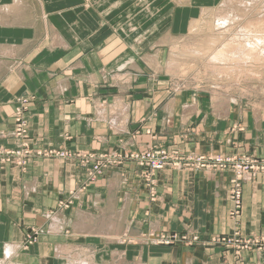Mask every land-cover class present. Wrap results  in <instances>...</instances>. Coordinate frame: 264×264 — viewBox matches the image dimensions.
<instances>
[{"label":"crops","instance_id":"obj_1","mask_svg":"<svg viewBox=\"0 0 264 264\" xmlns=\"http://www.w3.org/2000/svg\"><path fill=\"white\" fill-rule=\"evenodd\" d=\"M15 1L0 0L1 148L18 145L14 111L23 99L34 152L159 146L181 154L264 158V103L173 88L163 65L159 71L150 55L136 54L115 32L94 40L66 21L74 32L53 29L29 44L34 32L11 21L21 11ZM231 178L230 172L163 170L151 202L134 163L108 167L84 191L77 190L85 169L73 159L37 157L24 169L0 163V262L264 264L262 251L235 254L214 244L235 232L264 238V173L242 182V208L233 219ZM29 234L35 243L22 250ZM162 235L188 243L197 236L199 243L164 245L157 242Z\"/></svg>","mask_w":264,"mask_h":264},{"label":"rangeland","instance_id":"obj_2","mask_svg":"<svg viewBox=\"0 0 264 264\" xmlns=\"http://www.w3.org/2000/svg\"><path fill=\"white\" fill-rule=\"evenodd\" d=\"M17 1H19L18 8L21 11L18 13L15 11L11 21L16 22V25L21 23L28 32H34L29 37V44H35L37 39H41L42 33L47 34L46 32H52L53 29L59 32H64V29L66 32H74L69 28L68 21L73 23L72 26L77 32H88L87 35H91L89 38L94 40H97L101 33L115 32L121 35L128 45L136 48V54L145 51L147 55H150L155 60V62L152 61V65L158 64L159 71L162 70L163 65L168 77L174 82L173 88L190 89L217 100L264 103V0H22L23 2L16 0V5ZM5 9L11 8L4 7ZM61 14H70V17L60 19ZM79 14L86 16L87 19L82 21L77 16ZM19 44L21 42L13 41L11 45ZM246 52L248 55H244ZM251 52L255 53L254 56ZM220 54L221 57L218 58ZM249 54L253 57L252 59L251 57L250 60L241 58V55L248 57ZM217 59L220 61H216ZM27 104V100L20 99L14 111L15 125L16 109L23 106V119L28 135L25 139L17 138L16 127H14V137L18 142L14 149H17L23 140L27 142L29 138ZM1 149L13 150L0 147ZM149 149L169 151L159 146L147 147L139 151L51 150L74 154L75 157L60 159H73L85 169L86 180L77 190L84 191L87 186L98 180L108 167L123 166L128 163H134L142 170L146 187L147 169L142 167L138 161L136 162L134 156ZM40 151L42 150L36 152ZM31 152L36 154L33 150ZM114 155L121 156V161L112 165L109 159ZM209 155L214 154L205 156ZM34 158L37 156L33 155L27 160ZM94 158L100 161L99 172H97L98 177L90 182L88 176L94 166ZM204 171L230 172L232 174L230 183L232 184L234 172L231 168L222 171ZM159 172L160 170L155 173V181L156 174ZM146 191L150 200L147 187ZM230 192L231 189L229 190L231 199ZM69 205L70 203H67V206ZM238 215L232 216L230 213L232 219ZM31 235L29 234L31 238L27 239V243L21 246L22 250H26L32 243H35V236ZM196 238L199 239L197 236ZM226 239L231 240L232 243L227 244ZM257 239L264 240V238L242 237L239 232H235L232 236L215 238L214 244L232 250L235 254L250 250L264 252V247L260 248L258 244H251L246 248H244L245 245L240 244L242 240ZM198 241L192 239L191 243H188L185 239L181 242L193 245L198 244ZM237 246L241 249H237ZM0 264L9 263L0 262Z\"/></svg>","mask_w":264,"mask_h":264},{"label":"built area","instance_id":"obj_3","mask_svg":"<svg viewBox=\"0 0 264 264\" xmlns=\"http://www.w3.org/2000/svg\"><path fill=\"white\" fill-rule=\"evenodd\" d=\"M24 103V101H23ZM23 105V104H22ZM24 106V105H23ZM23 106L16 109L15 115V132L17 138L25 139L28 137L26 124L23 119ZM44 157V158H71L75 157L74 154H67L61 151H53L46 150L36 152L33 154L30 150V145L28 142L24 141L19 145L17 149L13 150H0V163L5 164H13L20 168H25L27 164V159L31 156ZM136 162L147 169L146 174V187L149 190L150 200L154 201L156 199V191H155V173L157 171L173 169V170H227L231 168L234 172V178L232 179L231 184V200L233 203V211L231 212L232 216H236L240 213L241 210V182L245 178H250L252 174L264 172V158H254L250 156H239V157H221L217 155H194V154H180L177 151H165L162 149H149L145 152H141L140 155L136 154L135 156ZM110 164L114 165L121 161V156L114 155L109 159ZM100 161L97 158H94V162L92 166V171L88 176V180L93 182L96 177H98ZM88 181V184H89ZM63 203H60V206ZM31 237L28 236V239ZM185 237H166L161 236L158 238L160 244L170 245L175 241H184ZM230 239V238H227ZM226 243H232L231 240H227ZM194 241H198L196 237H193ZM222 241H224L222 239ZM221 243V242H220ZM226 245L225 243H222ZM242 246L245 245L244 248L248 247L251 244H258L260 248L264 247V240H242L240 242ZM257 245V246H258ZM237 249H241L240 246L236 247Z\"/></svg>","mask_w":264,"mask_h":264},{"label":"bare ground","instance_id":"obj_4","mask_svg":"<svg viewBox=\"0 0 264 264\" xmlns=\"http://www.w3.org/2000/svg\"><path fill=\"white\" fill-rule=\"evenodd\" d=\"M255 39H258V38H255ZM260 40H261V39H260ZM260 40H258V41H259V44H260ZM251 45H252V44H251ZM226 46H227V45H226ZM248 46H249V45H248ZM259 46H260V45H259ZM255 47H256V46H255ZM255 47H254V48H255ZM225 48H227V47H225ZM238 48H239V47H238ZM244 48H245V47H244ZM250 48H251V46H250ZM227 49H228V48H227ZM218 52H219V51H218ZM220 52H221V49H220ZM227 52H228V51H227ZM254 52H257V51H254ZM254 52H253V53L251 52V53H252V56H254V55H253V54H255ZM221 53H222V52H221ZM229 53H230V52H229ZM257 53H258V52H257ZM241 54H244V53H241ZM246 54H247V52H246L244 55H246ZM218 55H219V53H218ZM225 55H227V54H225ZM229 55H230V54H229ZM239 55H240V53H239ZM247 55H248V54H247ZM214 56H215V55H214ZM227 56H228V55H227ZM230 56H231V55H230ZM216 57H218V56L216 55ZM220 57H221V54H220V56H219L218 58H220ZM242 57H244V58H249V60H250L251 55L249 54L248 57H247V56H242V55H241V58H242ZM233 58H234V57H233ZM233 58H232V59H233ZM252 58H253V57H251V59H252ZM255 58H256V56H255ZM213 59H216V58H213ZM232 59H231V60H232ZM237 59L239 60V58H237ZM237 59H236V62H237ZM218 60H219V59H217L216 61H218ZM226 60H227V59H226ZM246 60H247V59H246ZM249 60H248V61H249ZM219 61H220V60H219ZM219 61H218V62H219ZM233 61H234V60H233ZM233 61H232V62H233ZM246 62H247V61H246ZM210 63H211V62H210ZM236 64H237V63H236ZM233 70H234V69H233ZM243 80H244V79H243ZM11 254H12V253H11ZM7 256H9V255H7Z\"/></svg>","mask_w":264,"mask_h":264}]
</instances>
